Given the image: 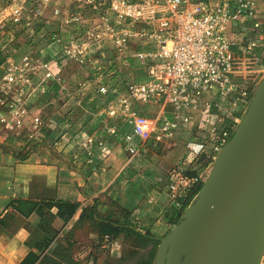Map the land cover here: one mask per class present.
I'll return each mask as SVG.
<instances>
[{
  "label": "crops",
  "instance_id": "obj_1",
  "mask_svg": "<svg viewBox=\"0 0 264 264\" xmlns=\"http://www.w3.org/2000/svg\"><path fill=\"white\" fill-rule=\"evenodd\" d=\"M255 1L257 32L264 38V0ZM62 3L59 15L47 14L50 19L45 18L43 29L68 36L78 29L67 22L70 12L80 11L87 21L91 11L76 1ZM232 30L251 33V22L237 23ZM41 41L39 46L48 45L47 59L58 60V43ZM155 46L149 39L133 40L127 53ZM93 50L88 64H76L78 71L64 68L65 87L52 82L47 95L55 123L46 140L26 155L22 148L0 143V264H156L161 241L152 256L153 238L161 239L181 219L213 166L214 135L200 134L194 123L177 131L172 141L148 142L140 154L129 152L122 138L130 128L124 115L113 118L108 111L117 96L111 91L102 94L98 87L116 84L123 90L129 81H145L146 63L130 55L124 65L115 59L113 43L104 38ZM257 54L264 71V45ZM246 89L248 96L230 114H218L217 132L240 119L254 93ZM132 102L149 117L170 109L161 102ZM55 127L62 129L59 135ZM193 131L199 138L207 135L198 154L186 146ZM172 167H184L197 177L178 202L171 200L168 188ZM59 200L75 203V211L61 215L55 203ZM28 202L36 204L33 210L26 207ZM232 250L223 253L220 264L255 261Z\"/></svg>",
  "mask_w": 264,
  "mask_h": 264
},
{
  "label": "built area",
  "instance_id": "obj_2",
  "mask_svg": "<svg viewBox=\"0 0 264 264\" xmlns=\"http://www.w3.org/2000/svg\"><path fill=\"white\" fill-rule=\"evenodd\" d=\"M78 7L93 14V23H86L80 11L70 12L67 22H73L81 33L64 36L53 33L51 42L62 44L67 60L86 65L91 48L103 38L114 45L115 59L124 65L129 56L146 63L148 78L129 81L124 89L116 84L101 83L98 91H111L117 103L109 106L115 118L124 115L129 130L123 135L127 149L140 154L148 142L154 144L172 141L180 129L194 123L196 131L211 132L214 137V159L230 139L239 119L217 132L218 114H230L241 99L248 96L243 83L257 82L263 68L258 62L257 51L264 45V38L257 32L260 21L255 0H72ZM53 0H0V60L15 35L21 29L33 28L38 14ZM59 15L61 8L52 7ZM90 21V20H88ZM251 22V33H234L237 23ZM238 34V35H237ZM151 40L154 49L127 53L130 43ZM36 54V52H35ZM37 55V54H36ZM17 62L7 64L0 75V101L3 91L27 80L29 75L53 77L55 73L48 61L30 53L23 54ZM3 69V63H2ZM132 101L161 102L169 110L149 117L140 113ZM22 117L24 108L15 110ZM1 119V118H0ZM114 132V131H113ZM207 134V133H205ZM194 133L186 143L193 154L205 148L206 137ZM200 136V135H199ZM197 182L184 167L168 171V188L171 200L185 194Z\"/></svg>",
  "mask_w": 264,
  "mask_h": 264
},
{
  "label": "water",
  "instance_id": "obj_3",
  "mask_svg": "<svg viewBox=\"0 0 264 264\" xmlns=\"http://www.w3.org/2000/svg\"><path fill=\"white\" fill-rule=\"evenodd\" d=\"M231 249L255 258L246 264H258L264 250V75L195 198L161 238L156 264H220Z\"/></svg>",
  "mask_w": 264,
  "mask_h": 264
},
{
  "label": "rangeland",
  "instance_id": "obj_4",
  "mask_svg": "<svg viewBox=\"0 0 264 264\" xmlns=\"http://www.w3.org/2000/svg\"><path fill=\"white\" fill-rule=\"evenodd\" d=\"M54 6L61 8V6H63L62 0H53L50 5L43 8L42 12L38 14V19L36 24L33 25V28L21 29V31L15 35V41H13V43L9 45L8 50L4 52L3 59L0 60V75L2 72L4 74L7 64L17 62L16 60L26 53H30L35 57L48 61L52 66L53 72L56 74L55 79L53 77L44 78L42 76L29 75L24 82L3 91V102L0 101V143L16 149L17 151L22 148L21 153L23 155L29 154L38 144H42L46 140L45 136L48 129H51V126L55 123L52 120L53 109L49 105L47 95L51 85H53L52 82H56L59 86L65 87L66 83L61 79L64 68L68 71L71 70L75 72L78 71L79 67L77 65L80 64L65 59L62 53V44H58L56 48V53H59L58 60L52 58L47 59L48 51L45 48H48V45H38L39 39H42L41 42L45 40L50 41V37L53 33H60L57 31L49 33V31L43 29V24L47 23L45 22V18L47 20L50 19L47 17V14L50 11L52 12V7ZM44 15H46V17ZM89 16L88 18L91 24L95 19H91L93 16L92 13H90ZM80 33L79 30H75V33L72 35ZM94 45L95 44H93L91 48V56L92 53L94 54ZM136 61L143 65L139 59H136ZM2 63L3 69L1 66ZM263 75L264 71L259 75L257 82L246 80L243 85L246 86V88L248 87L252 93L257 88ZM251 96H253V93ZM57 101L60 102L61 100ZM19 108L25 109V113L22 117H16L14 113L15 110ZM56 123L59 124L58 121ZM54 129H56V134L58 135L62 130L59 127H55ZM179 221L180 219H177L174 224L176 225ZM172 228H170V230ZM170 230L164 234L163 237H165ZM155 241V239L152 240L153 249L157 245ZM159 241H161V239H159ZM258 264H264V250L260 255Z\"/></svg>",
  "mask_w": 264,
  "mask_h": 264
},
{
  "label": "trees",
  "instance_id": "obj_5",
  "mask_svg": "<svg viewBox=\"0 0 264 264\" xmlns=\"http://www.w3.org/2000/svg\"><path fill=\"white\" fill-rule=\"evenodd\" d=\"M55 203H56L61 215H65V214L70 215L76 209V204L72 203V202H66V201L59 200V201H56ZM35 206H36V204L34 202L33 203L28 202L26 207L29 208L30 210H33V208H35ZM155 240H156L155 242L158 244L159 239H155ZM155 248L153 249L152 256L154 255Z\"/></svg>",
  "mask_w": 264,
  "mask_h": 264
}]
</instances>
